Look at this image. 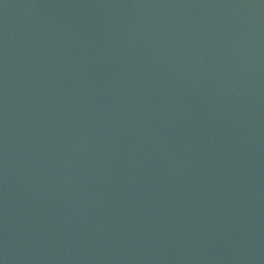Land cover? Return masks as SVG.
I'll use <instances>...</instances> for the list:
<instances>
[{"label":"water","instance_id":"1","mask_svg":"<svg viewBox=\"0 0 264 264\" xmlns=\"http://www.w3.org/2000/svg\"><path fill=\"white\" fill-rule=\"evenodd\" d=\"M0 264H264V0H0Z\"/></svg>","mask_w":264,"mask_h":264}]
</instances>
